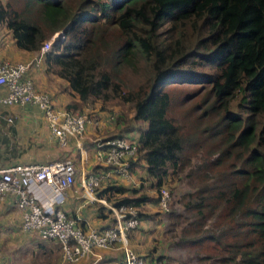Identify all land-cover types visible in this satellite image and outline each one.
Here are the masks:
<instances>
[{"label": "trees", "instance_id": "obj_1", "mask_svg": "<svg viewBox=\"0 0 264 264\" xmlns=\"http://www.w3.org/2000/svg\"><path fill=\"white\" fill-rule=\"evenodd\" d=\"M0 22L16 47L35 51L67 26L64 37L44 53L45 70L64 79L77 96V103L64 108L128 104V120L114 115L116 122H128L124 130L132 129L130 121L139 122L128 169L141 164L157 190L184 164L185 138L167 116L164 86L207 83L208 108L221 109L224 121L225 146L212 163L226 153L240 162L233 172L238 183L216 188L211 196L229 212L239 211L253 233L237 247L238 257L228 260L264 264V0H5ZM119 69L137 73L128 88L119 82ZM135 192L111 181L96 190L114 205L131 208L148 200ZM196 194L185 204L201 213L209 196Z\"/></svg>", "mask_w": 264, "mask_h": 264}, {"label": "rangeland", "instance_id": "obj_2", "mask_svg": "<svg viewBox=\"0 0 264 264\" xmlns=\"http://www.w3.org/2000/svg\"><path fill=\"white\" fill-rule=\"evenodd\" d=\"M117 76L122 87L128 88L137 73L119 69ZM164 89L170 99L167 116L179 125L185 138L184 164L162 182L161 186L167 191L164 205H158L159 188L153 187L152 178L141 174L142 169L137 164L128 169V175L135 170L141 175L135 177L137 192L132 195H145L151 200L134 208L137 221L126 233V244L133 249L128 240L133 231L141 232L135 250L145 245L140 255L148 264H232L228 257L237 258V247L251 240L253 233L245 229L239 211L229 212L228 205L211 196L216 188L225 189L228 183L239 181L233 173L240 166L234 154H223L218 163H212L225 146L224 131L220 129L224 122L223 111L208 108L211 98L205 82L168 83ZM98 103L92 104L99 106ZM82 107L89 106L81 105L73 111L81 112ZM104 110L127 120L132 114L128 104L110 105ZM123 123L124 130L128 122ZM138 124L131 121L133 127ZM217 129L219 133L215 132ZM110 180L121 183L124 179L113 175ZM196 193L209 196L204 199L206 204L203 203L201 213L185 204L193 202ZM207 204L212 206L211 210ZM0 237V260L4 264H57L55 260L59 259L60 250L53 239L31 237L20 231ZM43 240H50V251L39 246Z\"/></svg>", "mask_w": 264, "mask_h": 264}, {"label": "built area", "instance_id": "obj_3", "mask_svg": "<svg viewBox=\"0 0 264 264\" xmlns=\"http://www.w3.org/2000/svg\"><path fill=\"white\" fill-rule=\"evenodd\" d=\"M59 33L60 31L53 33L43 42L33 60L10 61L0 58V87L5 89V94L0 95V102L35 104L40 109L50 133L62 146L68 138L79 144L89 119L85 113L55 106L50 95L35 86L30 75L31 68L38 66L40 58L51 45L64 37V34L60 36ZM108 118L113 119L114 115L108 114ZM5 119L11 122V117L6 116ZM137 147V138L125 135L96 139L92 145L93 157L107 169H78L84 194L90 201L102 204L112 220L103 227H84L78 216L58 206L65 198L67 189L74 183L76 169L69 156H61L44 163L0 166V198L8 194L13 196L20 212L21 231L55 240L61 259L67 263L78 260L94 248H108L118 244L121 249L118 264H148L143 256L133 252L126 244V233L136 225L135 209L116 206L96 194L100 181L108 177L109 173L128 176V167L136 156ZM39 185L47 189L46 202L41 201L31 190L32 186ZM166 199L167 191L160 186L158 205H164Z\"/></svg>", "mask_w": 264, "mask_h": 264}, {"label": "crops", "instance_id": "obj_4", "mask_svg": "<svg viewBox=\"0 0 264 264\" xmlns=\"http://www.w3.org/2000/svg\"><path fill=\"white\" fill-rule=\"evenodd\" d=\"M4 1L0 0L1 3ZM0 39L2 40V44L0 45L1 59L29 61L33 60L38 53L35 50H23L16 47L10 30L5 27L3 22H0ZM45 67L46 64L43 56L40 58L38 66L31 68L30 75L35 86L39 90L47 92L55 106L65 107L69 102L77 103V96L69 93L67 82L47 72ZM4 94L5 89L0 87V95ZM87 106L89 107H82L83 111L81 112L86 114L89 121L84 126L79 144L74 139L68 138L60 146L50 133L40 109L35 104L0 102V166L5 167L15 163H44L61 156L71 157L76 169L74 183L67 189L65 198L58 206L64 211L78 216L82 226L100 228L110 221V216L104 208L102 209V213H100L99 207L102 204L90 201L86 197L80 184L81 177L78 169H83L84 171L95 170L96 168L107 169L92 157L94 140L115 135L137 138L138 131L137 126L132 127L131 130H123L124 123L116 122L114 118L109 119L108 114L111 113L108 110L98 109L93 104ZM6 116L11 117V122L6 121ZM92 120H95V122ZM129 123L131 124V121ZM139 162L141 163L142 160H139ZM140 167L142 169L140 171L141 174L145 173L141 164ZM113 175L109 173L108 177L100 181L98 185L99 190L110 183ZM139 176L141 175L135 170L128 176H122L124 180H121V183L116 181H111V183L128 189H136V178ZM31 190L41 201L46 202L48 192L43 185L32 186ZM128 193L130 192H124V194ZM148 200H151V198L148 197ZM19 224L20 212L13 201V196L8 194L0 198V235L19 233V231L23 232ZM133 232L128 243L132 246L133 249L131 250L133 252L142 254L140 250H143L145 245L142 246V249L135 250L136 243H139L141 232ZM49 242L50 240H43L39 246L46 251H50ZM120 259L121 249L116 244L108 248H94L91 252L72 263L63 261L60 255L59 259L55 260V262L59 264L60 260L61 264H118ZM0 262L4 264L1 260Z\"/></svg>", "mask_w": 264, "mask_h": 264}, {"label": "water", "instance_id": "obj_5", "mask_svg": "<svg viewBox=\"0 0 264 264\" xmlns=\"http://www.w3.org/2000/svg\"><path fill=\"white\" fill-rule=\"evenodd\" d=\"M67 30V26H65L63 29L60 30V36H62Z\"/></svg>", "mask_w": 264, "mask_h": 264}]
</instances>
